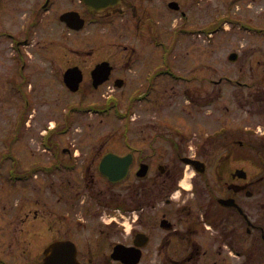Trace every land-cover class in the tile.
<instances>
[{
    "label": "flooded vegetation",
    "instance_id": "1",
    "mask_svg": "<svg viewBox=\"0 0 264 264\" xmlns=\"http://www.w3.org/2000/svg\"><path fill=\"white\" fill-rule=\"evenodd\" d=\"M69 11L77 13L66 17L85 20L82 29L63 19ZM205 16L207 9L198 8L197 0H0V72L8 74L1 82L19 90V76L28 73L38 54L42 67L54 65L62 76L69 67H81V87L87 80L96 85L100 77L94 79L92 70L106 60L112 71L95 89L113 85L115 90L120 82L145 85L142 53L135 46L117 43L129 51L123 61L119 53L93 57L94 50L82 49L69 59L61 50L68 45L61 43L84 41L89 26L111 28L112 38H120L117 26L125 25L126 39L161 44L164 27L212 25L213 18ZM152 55L159 64L157 51ZM252 70L258 75L251 84L257 86L255 98L242 90L235 107L227 102L226 114L214 118H220L219 129L213 128L212 102H185L188 114L181 119L177 115V123L157 113L146 115L143 138L121 148L91 154L74 145L45 147L54 158L41 164L46 172H73L76 181L61 186L68 192L62 215L46 201L45 214L39 215L40 200L21 204L18 194L5 197L0 185V264H44L45 250L58 240L76 244L74 264H264V67ZM14 123L11 145H5L9 135L0 139V169L10 160L9 179L17 187L19 110ZM174 124L182 130H164ZM0 128L3 132L4 121ZM110 152L131 155L123 181L111 182L100 171L103 156ZM11 198L18 202L11 203ZM10 203L14 212L5 210ZM5 216L17 218L14 228L5 225ZM38 218L47 219L48 226L38 225ZM61 231L65 235L51 237ZM95 231L92 243L89 236ZM67 251L53 255L66 260Z\"/></svg>",
    "mask_w": 264,
    "mask_h": 264
},
{
    "label": "rangeland",
    "instance_id": "2",
    "mask_svg": "<svg viewBox=\"0 0 264 264\" xmlns=\"http://www.w3.org/2000/svg\"><path fill=\"white\" fill-rule=\"evenodd\" d=\"M197 7L207 9L208 16L205 17H212L213 24L222 15L229 14L244 19V22L246 21L245 23L250 27L228 23L219 26V23H215L217 24L216 27L219 26V28L213 32L211 37L204 32L201 35L181 33L176 39L173 37L178 31L189 28L200 29L203 28V25L180 26L177 30L173 26L164 27L165 48L172 46V51L168 56L167 65H165L166 61H163L152 70L156 71L162 64L171 67V70L181 77L164 75L159 78L153 90L147 94L148 100H133L137 94H145L147 88V85H140L135 88V83L116 90L113 89V85L104 86L97 90L90 86L89 80H87L82 89L72 92L65 85L61 71L54 65L50 66V64H44L42 67L38 60V54L31 60V67L27 73L28 79H31L30 84L24 85L27 92H16L3 85L1 79H7L8 74L0 72V122L4 121V131L2 132L0 128V139L1 136L9 135L5 139V145L8 143L11 145L12 138L15 136L13 133L15 115L19 110L20 136L16 147L19 148L20 162L16 164L15 170L19 175L30 174V178L15 182L18 185L13 187L14 182L9 179L10 171H8L11 167L10 160L5 159L0 169V185L5 187V197L9 194H18L21 204L26 200H40L36 207L39 215L45 214L46 207L44 205L46 203L47 205L52 203L51 206L56 209L57 214L62 215L65 209L64 196L68 192L65 188L62 190L61 186L67 184L69 180L76 181L75 173H68V171L61 169L51 172L45 170L33 172L37 165L54 161L51 153L44 146L43 134L46 130H50V127H57L56 131L52 132L49 137L51 147L56 149V147L63 148L74 145L80 151L93 154L99 148H121L128 142L142 139L144 136L142 133L144 123L142 121L146 115L157 113L163 120L174 119L176 122L177 115H181L179 116L181 119L188 114V110L182 111L187 104L185 102H212L209 109L212 110L210 113L213 115V128H218L221 124L220 118L215 120L214 118L226 114L224 105L227 102L235 107L233 102H241L242 90H245L248 98L254 99L256 94L254 90L257 86L251 84L258 75L256 70L252 69L264 67V32H257L256 30L264 28V0H197ZM102 29L89 26L84 30V41L61 43L69 45L68 48L61 50L68 52L67 57L69 59H73V56L76 55V49H85L86 51L94 49L93 57L114 56L119 53L120 61H123L124 56L126 60L129 51L117 43H127L130 46H135L142 53L140 57L142 56L141 66L143 70L145 69L144 74L147 73V68L157 63V58L151 52L156 55L157 51L158 60L161 61L163 48L155 45L152 41L147 43L145 38L126 39L125 25L117 26L116 35L121 33L120 38H112L114 33L111 28L110 30H106L105 27ZM100 38L102 39L101 42L98 41ZM232 51L239 53L236 62L229 59V54ZM52 67L55 72L51 71ZM120 70L121 68L118 69L117 73ZM23 76H19V79L22 80ZM240 80L245 83L249 82V85L243 89L238 84ZM111 94L120 99V109L123 112L128 111L131 103L135 105L131 108V117L119 118L113 110L110 114H97L94 111L83 113L73 111L75 105H80L78 103L90 104L97 101L101 103L105 96ZM27 100L29 102H26ZM152 102H167V104L158 107ZM66 112H68L67 116ZM175 129L174 124L173 128L166 127L164 130ZM125 131H127L126 134ZM2 146L0 143V148ZM82 172L83 169H79L78 173ZM14 188H18L19 192H14ZM4 200L6 199L4 198ZM13 201L14 199L11 198L10 202ZM14 202L17 203L18 200L15 199ZM11 203L6 205L5 210L7 211L11 207L10 210L14 212ZM80 209L79 207L78 210ZM84 209L89 211V207ZM31 215L33 216V213ZM36 222L43 227L48 226L47 223L45 224L47 219L38 218ZM4 223L7 227L14 228L17 218L5 216ZM62 235H65L63 231L51 237ZM97 235L98 232L95 231L89 236L92 243Z\"/></svg>",
    "mask_w": 264,
    "mask_h": 264
},
{
    "label": "water",
    "instance_id": "3",
    "mask_svg": "<svg viewBox=\"0 0 264 264\" xmlns=\"http://www.w3.org/2000/svg\"><path fill=\"white\" fill-rule=\"evenodd\" d=\"M230 59L235 61L238 57L237 52H232L230 54ZM111 70L110 63L108 61H104L97 65L94 69V75H100V80L96 82V85L103 82L109 77ZM83 79L82 71L78 66L72 67L68 69L65 73V81L71 87L72 90H77L80 86V82ZM126 157H120L114 154H108L102 161L101 170L113 181H117L122 179L128 169ZM51 248H53L52 253L58 252L64 253L63 248H69V251L66 252L67 256L63 255V257H68L66 260L62 259L59 256H51L45 260L44 264H74V255L76 253L75 245L71 241H57L55 242ZM49 249H47V254L49 253Z\"/></svg>",
    "mask_w": 264,
    "mask_h": 264
}]
</instances>
